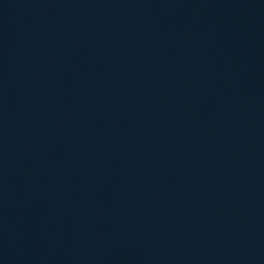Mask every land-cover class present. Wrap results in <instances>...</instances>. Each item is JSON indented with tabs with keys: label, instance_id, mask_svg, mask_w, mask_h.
Masks as SVG:
<instances>
[{
	"label": "water",
	"instance_id": "95a60500",
	"mask_svg": "<svg viewBox=\"0 0 264 264\" xmlns=\"http://www.w3.org/2000/svg\"><path fill=\"white\" fill-rule=\"evenodd\" d=\"M264 151V0H197Z\"/></svg>",
	"mask_w": 264,
	"mask_h": 264
}]
</instances>
